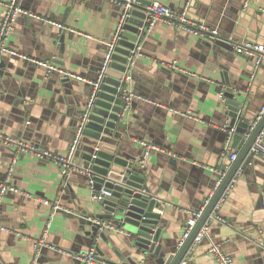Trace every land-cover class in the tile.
Listing matches in <instances>:
<instances>
[{"label": "crops", "instance_id": "1", "mask_svg": "<svg viewBox=\"0 0 264 264\" xmlns=\"http://www.w3.org/2000/svg\"><path fill=\"white\" fill-rule=\"evenodd\" d=\"M146 1H159L176 12L187 9L195 22L217 27L221 38L201 37L158 22L141 39L142 55L135 57L128 72L127 87L134 96L120 133L125 155L140 159V141L163 150L153 151L147 160L145 188L162 205L165 237L178 247L189 218L215 188L216 170L227 172L233 165L224 157L244 147L241 142L233 148L224 93H240L250 117L258 116L264 106V64L258 69L253 56L236 49L244 42L264 45V0ZM8 2L0 0V26ZM21 4L30 15L19 17L9 39L18 55H6L10 66L0 68V133L63 154L78 131L75 96L86 99L91 92L121 8L114 0H22ZM57 24L67 32L64 50ZM60 56L63 65L56 62ZM29 58L72 73L69 87L63 86V74L47 75ZM88 146L82 141L76 156ZM16 151L14 145L0 143V182L6 179ZM251 157L240 168L237 186L221 209L225 222L210 226V238L237 264H264V246L259 244L264 242V154L252 152ZM86 175L75 170L65 181L55 161L20 153L12 182L30 196L0 195V222L13 231L0 230V264H34L35 240L45 234L49 221L48 243L56 248L45 247L36 264H84L77 255L96 247L87 235L90 227L68 217L65 210L51 216V206L43 201H59L71 212L103 213ZM107 225L116 228L105 229L115 247L135 256L124 231L115 222ZM210 238L194 243L183 264H216L207 252ZM99 244L105 248L101 239ZM143 257L138 256L140 261L146 259L145 264H155V255ZM112 258L118 261L116 255ZM95 264L106 263L97 259Z\"/></svg>", "mask_w": 264, "mask_h": 264}, {"label": "water", "instance_id": "2", "mask_svg": "<svg viewBox=\"0 0 264 264\" xmlns=\"http://www.w3.org/2000/svg\"><path fill=\"white\" fill-rule=\"evenodd\" d=\"M139 1L141 4H134L131 10L122 39L108 68L103 72L102 65L86 99L82 95L75 96L77 108L73 114L76 116L74 124L77 129L82 128L83 142L89 144L87 149L76 156V160L85 172L96 176V190L105 189V198L100 201L104 212L94 215L81 211L68 212V217L78 219L81 224L90 227L87 235L96 246V257L106 264H145L146 259L140 261L138 256L144 255L143 258H146L151 254L156 256V260L152 259L155 264H183L188 260L187 255L195 243L196 236L209 220L226 187L237 171L251 160L255 142L264 129V115L257 121L258 116L248 115L247 104L245 100H241L240 93L234 94L230 90L224 93L229 120L227 131L233 136V148H237L241 142L244 147L227 171L226 177L189 238L182 247H176L171 239L165 237L167 223L163 217L162 205L158 204L152 194L142 192L146 183L145 166H140V159L131 160L132 156L125 155L123 136H120L129 118L127 97L130 93L126 73L133 56L132 51L147 34L145 22L149 7L153 4V1ZM66 33L62 29L61 50L65 49ZM61 59L60 56V60L56 61L59 65H63ZM7 66L10 65L3 57L0 68ZM70 80L62 79L63 86L69 87ZM259 152L264 154V151ZM223 169L226 170L227 167L224 166ZM86 179L88 180V177ZM96 220L103 223L115 222L124 231L129 248L135 251V256L131 254L132 251L124 253L117 249L105 228L102 229ZM100 239L105 248L99 244ZM112 255H116L118 261L114 260Z\"/></svg>", "mask_w": 264, "mask_h": 264}, {"label": "built area", "instance_id": "3", "mask_svg": "<svg viewBox=\"0 0 264 264\" xmlns=\"http://www.w3.org/2000/svg\"><path fill=\"white\" fill-rule=\"evenodd\" d=\"M114 1L116 2L117 5L120 6L121 13H120V17H119V21H118V25L115 30V33L112 39L107 43V52H106L105 59L103 62V72H105L110 62L112 61L113 54L115 52V49L119 41L122 39V33L125 31V26L128 22V19L131 16V10L133 9L134 4H140L139 0H114ZM248 1L249 0H247L246 2ZM21 3H22V0H10V2L5 4L6 10H5L4 16L2 18V23L0 26V61L6 55H10V56L18 55L16 51L12 50L9 47L8 43H9L11 34L15 30L16 23L19 17L21 15H28V16L30 15V13L26 12L23 9V6ZM187 11L188 10L186 9L183 12H176L159 1L153 2L152 6L149 7V12H147V18L145 22L147 32L152 30L153 27L158 22H164L167 25L177 26L182 31H185L190 34H195L201 37H206V38H211V39H220V36H219L220 33L217 27L212 28L206 25L205 23L195 22L189 17ZM57 26L61 27V29L64 28V26H62L61 24H57ZM236 47H237L236 49H238L239 52L253 56L256 62V67L258 69L261 67V65L264 64V45L257 44L254 42H244L243 44H239ZM132 55L133 56L130 58L129 68L126 73V79L130 78V75H128V72H129L130 67L132 66V63L135 57L142 55V45L140 44V41L137 43L136 48L132 51ZM22 57L25 59L27 58L25 56H22ZM30 60L36 63L37 65L45 68L47 75H50L51 73L55 71H58L61 74H63L65 78L74 77L72 73L61 70L59 67H57L51 62H44V61H39L35 59H30ZM77 78L80 80H83L80 77H77ZM133 96L134 95L130 94L127 97L128 107H129L130 101H132L133 99ZM139 98L144 100L143 97H139ZM263 115H264V106L262 107L261 112L258 115L257 121H259ZM186 116L196 119V117L193 116L192 114H187ZM83 139H84L83 130L82 128H79L68 150L63 154H54L49 150L41 149L35 145H29V144H23V143L16 142L14 139L9 138L5 136L4 134L0 133V143L3 142L8 145H14L17 148L12 164L8 170L7 177L3 182H0V195L3 196L8 192H13L16 194L30 196L28 193H26L24 190L17 187L12 182L15 165L17 163L18 157H20L21 152H30L41 159L47 158L49 160L55 161L56 163L59 164L61 173L65 181L71 176L73 171L75 170L84 171L80 167V165L77 163V160H76V154L79 150L80 144L82 143ZM140 145L143 148V155L140 157V166L142 168L146 165L147 160L149 159L153 151H159V152L163 151L158 146L150 144L146 141H140ZM259 150L264 151V129L262 130V132L260 133V135L258 136L255 142V147L253 149V152L259 153ZM238 156H239V153L233 152L230 155L225 156L224 160L225 161L230 160L232 164L233 162L237 160ZM216 171L219 174V178L217 180L215 188L212 190L211 194L208 196V198L206 199L202 207L199 210L195 211L192 214V216L189 218L185 232L182 236V239L180 240L179 248L182 247L184 242L191 235L197 222L202 218L206 208L210 204L211 200L213 199L220 185L222 184L224 178L226 177L227 172L225 171L222 172L220 170H216ZM86 174L88 177L87 181H88L89 186L92 189L94 199L97 201H102L106 195L105 189L103 188L101 191H97L95 187L96 176L91 172H86ZM240 175H242L241 169L237 171L236 175L232 178V180L226 187L221 198L215 205L210 215L209 220L206 222V224L202 227V229L196 236L195 244L201 242L205 237L210 238V226L212 225V222H219V223L225 222V220L220 216V212H221L222 207L225 205L228 197L235 190L237 183L239 181ZM142 192L144 194H151L146 188H143ZM153 198H156V197L153 196ZM43 202L44 204L51 206L52 208L51 216H54L57 212H60L62 210H65L66 212H71V210L69 209H64L59 201L51 203L48 200H44ZM96 222L102 227V229L103 228L105 229L110 228L112 230L116 229L113 225H107L108 223H103L101 220H96ZM50 225H51V221H49L46 225L45 234L40 239L35 240V247H36L37 253L34 257V261H33L34 264L37 263L38 257L40 256L41 251L45 247H49L52 249L56 248L48 243L47 232H48V229L50 228ZM0 230L13 232L9 227H7L1 222H0ZM17 235L21 236L22 234L18 232ZM210 241H211V244L207 252L209 255H211L215 259L216 264H237L235 260L233 259V257L229 255L221 247V245L215 243L211 238H210ZM259 244L264 246V242H261ZM96 256H97L96 251L92 249L91 251L78 254L77 258L81 260L84 264H95L97 262Z\"/></svg>", "mask_w": 264, "mask_h": 264}]
</instances>
